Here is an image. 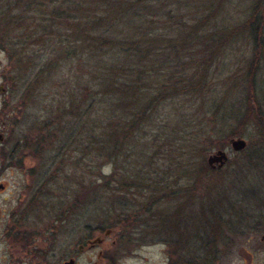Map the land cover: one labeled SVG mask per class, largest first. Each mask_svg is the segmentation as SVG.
Segmentation results:
<instances>
[{"label":"rangeland","instance_id":"374dc122","mask_svg":"<svg viewBox=\"0 0 264 264\" xmlns=\"http://www.w3.org/2000/svg\"><path fill=\"white\" fill-rule=\"evenodd\" d=\"M251 2L252 0H232L230 10L235 16H246ZM230 20L233 21L232 18ZM233 42L231 45L233 50L222 53L217 62L209 66L215 89V102L211 100L206 104L205 102L199 104L198 101L195 102L190 97L181 95L168 98L156 107L151 126L145 122L138 125V135L133 137L135 144L130 146L132 151L129 152L130 155L128 154L129 159L124 162L123 169L128 172L126 174L121 172L119 177L124 178L139 172V176L142 177L165 180L161 187L165 188L170 183L173 187L172 191L175 190L174 194L170 188L159 194L156 193L158 196L167 193L168 198L154 205L152 213L143 214L139 222L127 218L134 217L128 210L118 207L114 209L116 204L111 206V201L114 199V196L110 195L113 193L112 189L108 188L111 191L106 189L104 192L102 189L93 188L90 189L92 191L87 192L89 181L98 182L104 179V176L111 182L115 179L113 176V179L110 177L114 171L113 163L103 162L99 167L96 165L94 168L90 165L94 163L89 162L92 154L91 159L87 157V127L83 126L81 129L82 135L79 137L82 141L75 143V148L71 150L63 148L64 154L61 156L58 155L62 151L59 149L61 141H55L56 150L50 149L43 157L22 151L21 164L28 169V180L38 182L36 172L39 171L46 176V179H50L49 186L46 185L49 197L47 196L43 201L50 205L45 208L38 202L33 210L28 209L30 216L24 227L25 237L21 239L20 236L13 234L10 238V244L15 246L12 248L13 252L18 251L16 252L18 255H14L17 257L25 255L23 242L27 245L42 244L37 239L50 236L49 229L54 230L52 233L55 236L56 253L50 259L53 262L63 263L62 258L74 250V254L79 256L80 264H170L169 248L178 251L179 249L176 248L178 245L183 246L184 250L189 247L187 244H179L177 240L179 234L184 233L185 238L187 235L196 240L200 237L196 229L202 230L203 223L207 222L208 228H204L203 235L217 232H213L211 226L220 223L225 225L223 238L217 239L221 244L219 252L215 251L213 264H264V134L260 127L254 124V120H249L242 127L244 134L235 136L246 139L247 145L243 150H232L230 139L220 148H211L216 143H210L213 140L225 139L232 129H236L237 119L245 115L243 107L246 91L243 76H245L247 58L250 56L249 45L244 39ZM200 46L201 49L197 54L203 56L206 48ZM39 54H41L38 59L39 64L44 61L45 56L53 57L49 53ZM61 56L58 55L56 66L49 75H41L37 81L35 80L36 89L32 90L34 94L28 98L30 103L24 106L23 103L27 100L22 102L23 87L15 90L13 85H10V80L15 79L21 83L19 78L25 75L14 68L13 60L4 49L0 48V86L5 89L0 91V132L6 136L7 144L5 147L4 141L2 148L8 149L14 143H21V138L27 133L32 136L40 134L42 122L44 124L47 116L50 120L54 118L55 112L61 115L60 120L65 121L67 118L61 114L62 105L69 103L71 92L77 90L76 87L81 81L84 79L87 81V68L84 62L78 66V59H74L73 69L77 75L75 82L70 68L71 62ZM181 59L188 60L187 57L179 60ZM26 67L29 68L31 65ZM31 73L32 70L25 74L30 77ZM261 79L264 80L262 77ZM257 95L264 105V81L259 84ZM6 102L8 105L5 106ZM84 105L77 112H82ZM11 107L16 109L14 118L5 115ZM203 116L208 120L203 121ZM8 117L10 119L6 120L5 118ZM70 119L73 123L74 119L71 117ZM167 119L173 120L174 124L179 123L177 127L179 130L176 133L174 130L169 136L165 134V131L168 133L171 130L169 126L164 125ZM209 120L215 123L223 120L224 132L216 131L219 130L220 123L210 126ZM186 122L189 124L186 130L188 132H195L197 127L209 125L206 129H202L204 134L198 136L202 144H199L192 158L194 163L187 166L184 165L187 163L185 148L181 145L182 136L186 137L187 132L184 131L183 125L180 126ZM204 146L209 148L206 153L200 150ZM218 149H226L229 158L223 166L212 169L208 158ZM132 153L138 154L133 156ZM51 154L57 156L55 163L49 158ZM201 160L206 164L204 168L200 164ZM170 163L172 164L169 165ZM30 171L33 172L32 176ZM53 171H55L54 177L50 178ZM25 180V174L21 169H11L4 176H0V181L5 183L10 191L17 192L14 199L8 201L7 208L18 209L20 206L17 205V196L23 193L21 187ZM113 183H116V179ZM93 186L94 183L89 188ZM63 194L65 200L60 199ZM119 194L122 195L121 192ZM72 198H75L76 202L72 214L60 215L62 208L69 205V201L73 202ZM137 198L139 202L143 201L141 197ZM120 200L125 201L122 197ZM136 209L139 210L138 207ZM21 210L22 208L18 214L23 212ZM124 212L131 213L132 216H124ZM57 213L59 215H56ZM61 217L65 220L60 219ZM237 217L241 218L236 219ZM162 218L166 221L161 220ZM242 219L243 223L240 226V222L237 227V229L242 227L240 232H233L236 230L233 225ZM147 220L146 225L141 223ZM105 221H109L111 226L100 230V224ZM96 237L103 238V242L91 246L89 240ZM167 240L171 245L166 244ZM211 241L214 242V239L210 238L209 242ZM79 244L87 246V254L80 255L77 252ZM7 245L0 238V264H6L3 250ZM192 245V250L200 246L197 240L192 242ZM184 254L186 258L182 259L185 261L182 264H200L203 260V253L200 252H194V258L190 251ZM38 259H33V253L27 250V259L23 264H36ZM172 263L176 264L174 260Z\"/></svg>","mask_w":264,"mask_h":264},{"label":"trees","instance_id":"16d2710c","mask_svg":"<svg viewBox=\"0 0 264 264\" xmlns=\"http://www.w3.org/2000/svg\"><path fill=\"white\" fill-rule=\"evenodd\" d=\"M231 2L232 0H0V48L13 60L14 68L25 75L19 78L21 83L15 79L10 80V85L15 90L23 87L22 102L27 100L23 103L24 106L30 103L28 98L34 94L32 90L36 89L35 80L52 72L58 55L71 62L75 82L77 75L73 69L74 59H78V66L84 62L87 68V81H81L77 90L71 92L70 104L66 102L62 105L61 114L64 118L67 117L65 121L60 120L58 112H55L51 120L47 116L44 124H41L43 127L40 134H25L21 138L25 145H19L18 149L43 157L50 149L56 150L55 141H61L59 149L71 150L75 148V143L82 141L79 137L82 135V127H87V157L91 159L92 154L89 162L94 163L90 165L94 168L103 162L113 163L114 171L110 177L116 179L115 184V179L111 182L105 176L98 182L89 181L87 184L90 186L94 183V186L89 188L87 185V192L93 188L104 192L108 188L112 189H108L115 193L110 194L114 196L111 206L116 204L114 209L118 207L128 210L134 217L127 218L139 222L143 214L152 213L154 205L168 198L167 193L159 196L156 193L168 188L172 191L173 187L169 183L162 188L165 180L142 177L139 172L119 177L121 172H128L123 169L124 162L129 159V152L132 151L130 146L135 144L133 137L138 135V125L145 122L151 126L156 107L168 98L181 95L188 96L199 104H206L211 100L215 102L209 66L217 62L222 53L231 50L233 41L238 39L247 41L250 52L243 76L246 91L243 107L245 115L237 119L236 129H232L225 139H212L210 143L216 144L211 148L223 147L231 137L242 136V127L249 120H254V124L264 134V105L257 95L259 84L264 81L261 79L264 78V0H252L248 5L247 15L239 17L230 10ZM231 18L232 22L229 21ZM200 45L206 48L203 56L197 54L201 49ZM40 52L49 53L53 57L45 56L44 61L39 64ZM182 57H187L188 60H179ZM29 65L31 67L27 68ZM30 70L32 73L28 77L25 73ZM6 104L7 102L5 106ZM83 104L82 112H77ZM15 112L16 109L11 107L5 115L14 118ZM70 117L74 119L73 123ZM203 119L208 120L205 116ZM209 123L210 126L220 123L219 130L216 131L224 132L223 120L218 123L209 120ZM164 125L171 128L168 133L165 131L168 136L174 130L175 133L179 130V123L174 124L173 120L167 119ZM181 125L184 131L188 130L187 122ZM207 127V124L197 127L195 132L186 131V137L182 136L181 145L185 148L188 163L185 166L194 163L192 158L201 143L198 136L204 134L202 129ZM64 150L58 155H63ZM200 150L206 153L209 148L204 146ZM56 157L51 154L49 158L52 163H55ZM200 164L203 168L206 166L202 160ZM54 173L55 171L50 178L54 177ZM174 192L175 190L172 191L173 194ZM138 196L142 198V202L138 201ZM121 197L125 201H119ZM131 213L124 212V216H132ZM148 220L141 223L146 225ZM161 220L166 221L165 218ZM243 221L238 220L233 225L236 228L233 232H240L242 227H237ZM109 226L110 222L105 221L99 227L104 230ZM204 228H208L207 222L203 223L202 230L196 229L200 234L196 239L200 246L193 250L192 242L196 240L187 235L185 238L184 233L179 232V244H187L190 248L184 250L180 245L176 247L178 251L169 248L170 264H173V260L176 264L184 263L182 259L186 258L184 253L188 251L193 258L194 252L203 253L200 264L215 262L213 257L215 258V251L219 252L221 244L217 239L223 238L225 225L220 223L211 226L213 232L217 231L213 234L203 235ZM210 238L214 242H209ZM166 244L171 245L168 240Z\"/></svg>","mask_w":264,"mask_h":264},{"label":"flooded vegetation","instance_id":"af4514ba","mask_svg":"<svg viewBox=\"0 0 264 264\" xmlns=\"http://www.w3.org/2000/svg\"><path fill=\"white\" fill-rule=\"evenodd\" d=\"M2 90H5V89L3 88V86H0V91L2 92ZM4 141H5V147H6L7 146L6 136H4L0 132V163L2 162L0 165V176H4L8 170L21 169L24 172L25 178H26V180L23 183V186L21 187L23 193L21 194V196L19 195H18L19 197L17 196L18 198L17 205L18 206L20 205L18 209H14V208L12 209L11 207L10 208L6 207V205L8 204V201L9 202L12 201V199H14L15 194L17 192L10 191L8 186L5 183L0 181V233H1L0 238L3 242H6L8 244L7 247L3 250L4 261L6 262V264H23L24 262H26L27 250H28V252L33 253V259L39 258L36 264H67L71 260L74 261L73 264H80V261L78 259L79 256L74 254L75 253L74 250L71 251V254L66 255L64 256V258H62L63 263L53 262L52 260H50L53 258V256L56 253L55 252L56 245H55V239H54L55 236H54V233H52L54 230L51 231L49 229L48 231L50 232V236H44L42 237L43 239L41 238L37 239V240H40L43 245L42 244L27 245L25 244V242H23L22 248H24L23 252L25 253V255L23 256L19 255L18 257L14 255V254L18 255V253H16L18 251L13 252L12 248H14L15 246L13 247L12 244H10L11 243L10 238L13 234L15 236H20L21 239L25 237L24 234L26 230L24 229V227L26 226L27 219L30 216L28 209L33 210L35 205L38 202H40L41 206L45 208H48V206L50 205L48 203L43 202L45 201V199H47V196L49 197V192L46 191V185L48 184L47 187L49 186L50 179L49 178L46 179V176L43 173H39L40 172L39 171V172H36L38 182L28 180V177H29L27 174L28 169L25 168V166L21 164L22 155L20 153L24 150L20 148L18 149L19 145H23V144L25 145V143L24 142L14 143L10 146V148L6 149L5 147L2 148V145H4ZM216 166H219L218 162H215L213 165H211L212 169L215 168ZM31 173L33 172L30 171V175L32 176L33 174ZM60 199H64V194L60 197ZM72 200L73 202L69 201V205L62 208V211H60L61 213L59 212L60 215L62 214L65 216L66 215L70 216V214H72L75 208V203H76L75 198L74 199L72 198ZM21 208H22L21 211L23 212L21 214H18V211ZM59 213H57L56 215H59ZM63 218L64 217H61L60 219H63ZM106 234H108V232H106ZM85 237L87 241V234L85 235ZM77 252L80 255L87 254V246L85 244H79L77 247ZM17 259L19 260L17 261Z\"/></svg>","mask_w":264,"mask_h":264},{"label":"water","instance_id":"95a60500","mask_svg":"<svg viewBox=\"0 0 264 264\" xmlns=\"http://www.w3.org/2000/svg\"><path fill=\"white\" fill-rule=\"evenodd\" d=\"M230 144H231V148L234 151H241L243 150L246 145H247V141L245 138L243 137H232L230 139ZM228 160V152L225 149H218L217 151H215L213 154H211L208 158V163L210 165H213L215 162L219 163V166H223ZM103 242V238L101 237H96L92 240H89V243L91 244V246H94L96 244H99ZM73 260L69 261L67 264H73Z\"/></svg>","mask_w":264,"mask_h":264}]
</instances>
